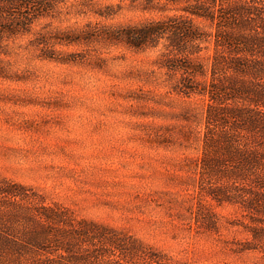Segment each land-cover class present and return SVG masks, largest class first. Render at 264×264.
<instances>
[{
	"label": "trees",
	"instance_id": "1",
	"mask_svg": "<svg viewBox=\"0 0 264 264\" xmlns=\"http://www.w3.org/2000/svg\"><path fill=\"white\" fill-rule=\"evenodd\" d=\"M125 11L165 16L126 27L103 24ZM62 16L96 21L68 32L48 25L36 30ZM28 36L25 48L16 45ZM94 44L158 51L144 82L164 89L161 97L202 109L191 227L216 235L233 255L264 259V0H0V54L33 50L41 60L71 64L78 54H64L58 45ZM214 206H230L238 216L227 219ZM223 229L244 238L224 240ZM0 264L182 263L0 177Z\"/></svg>",
	"mask_w": 264,
	"mask_h": 264
},
{
	"label": "rangeland",
	"instance_id": "2",
	"mask_svg": "<svg viewBox=\"0 0 264 264\" xmlns=\"http://www.w3.org/2000/svg\"><path fill=\"white\" fill-rule=\"evenodd\" d=\"M164 16L125 11L103 24L126 27ZM95 21L62 16L36 30L48 25L68 32ZM32 38L16 45L25 48ZM56 48L78 54L79 62H49L24 49L0 54V177L33 188L79 218L134 235L182 264H264L256 255L229 253L216 235L197 233L189 223L202 109L161 97L164 89L144 82L158 51ZM214 209L227 219L238 216L230 206ZM222 235L244 238L236 229Z\"/></svg>",
	"mask_w": 264,
	"mask_h": 264
}]
</instances>
